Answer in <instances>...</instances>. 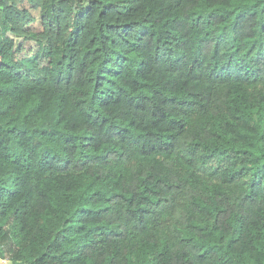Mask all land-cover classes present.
I'll return each mask as SVG.
<instances>
[{"label": "trees", "instance_id": "1", "mask_svg": "<svg viewBox=\"0 0 264 264\" xmlns=\"http://www.w3.org/2000/svg\"><path fill=\"white\" fill-rule=\"evenodd\" d=\"M0 258L264 264V0H0Z\"/></svg>", "mask_w": 264, "mask_h": 264}, {"label": "rangeland", "instance_id": "2", "mask_svg": "<svg viewBox=\"0 0 264 264\" xmlns=\"http://www.w3.org/2000/svg\"><path fill=\"white\" fill-rule=\"evenodd\" d=\"M6 1V0H5ZM20 6H26L29 10V12L34 15L36 17L35 21L32 22V24L30 23L27 27L31 30V31H37L40 29L41 27V22L38 18V10L37 9H34L32 8L31 6L29 5H25V4H19ZM9 35L13 36L16 43L17 44H21L22 45V50H21V53H30L31 51L37 49L38 47V44L37 42L30 38V37H25V36H18V37H15L14 34H12L10 31L7 32ZM0 264H13L11 261L7 260V259H1L0 258Z\"/></svg>", "mask_w": 264, "mask_h": 264}]
</instances>
